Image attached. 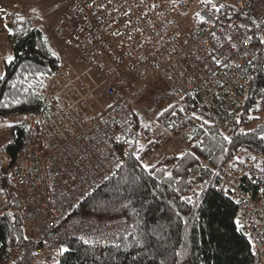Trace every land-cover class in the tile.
Segmentation results:
<instances>
[{"label":"built area","instance_id":"obj_1","mask_svg":"<svg viewBox=\"0 0 264 264\" xmlns=\"http://www.w3.org/2000/svg\"><path fill=\"white\" fill-rule=\"evenodd\" d=\"M55 4L58 14L49 33L85 67L79 71L71 62L60 61L40 107L17 118L24 136L9 170L15 202L2 197L0 180V212L14 208L24 222L27 239L20 264H55L60 248L71 238L91 246L112 241L119 219L111 223L85 215L80 203L117 170L120 154L136 140L134 98L144 93L154 75L169 86L159 99L161 107L172 110L156 122L151 160L178 152L168 138H185L197 126V112L182 105L184 99L195 98L198 107L223 126L239 116L248 89L246 64L261 47L250 20H264V0L226 1L219 13L202 0H112L103 9L91 0ZM125 11L131 14L123 15ZM197 13L209 23H201ZM241 32L255 37L246 48ZM10 132L8 127L5 135ZM1 169L5 171L0 158ZM261 169L264 154L240 147L216 184L236 202L242 231L255 242L252 264H264Z\"/></svg>","mask_w":264,"mask_h":264},{"label":"trees","instance_id":"obj_2","mask_svg":"<svg viewBox=\"0 0 264 264\" xmlns=\"http://www.w3.org/2000/svg\"><path fill=\"white\" fill-rule=\"evenodd\" d=\"M36 10L33 7L15 15L11 28L16 35L8 33V37L11 55L16 59L11 65L6 63L7 58L3 60L0 79V119L13 118L5 124L11 132L0 140V152L7 156L0 180L11 203L15 197L9 170L24 136L17 118L26 110L40 107L61 61L59 55L51 54L56 51ZM20 16L24 17L23 24ZM250 22L257 40L264 36V20L259 22V29L253 20ZM245 73V104L228 125H221L208 110L198 107L195 98L182 101L185 107L196 110L199 121L189 136L190 147L168 158L151 160L149 152L157 145L152 137L160 113L165 115L172 108L165 111L160 107L154 119L145 124L144 112L135 105L136 140L127 153L120 154L117 170L79 208L85 215L111 223L119 219L121 224L113 231L111 242L98 246L69 239L63 246L68 251L59 254L55 264H252L249 239L234 223L237 204L218 191L216 184L238 148L264 154V44L246 64ZM224 136L230 137L231 143ZM141 164L154 167L145 171ZM25 241V225L18 212L14 208L0 212V264H20Z\"/></svg>","mask_w":264,"mask_h":264},{"label":"rangeland","instance_id":"obj_3","mask_svg":"<svg viewBox=\"0 0 264 264\" xmlns=\"http://www.w3.org/2000/svg\"><path fill=\"white\" fill-rule=\"evenodd\" d=\"M58 0H0V4L5 7V9L9 11H13V8L16 7L15 5L21 6L22 12H27L31 8H36L39 12V15L42 19V24L44 25L45 33L49 39L50 45L52 48L58 53V55L61 58V61L64 63L65 61L71 62L76 69L81 71L85 66L83 62L79 59L76 58L60 41L55 39L54 37L51 36L50 32L52 29V23L58 14V9L55 2ZM228 2L231 0H222L218 4H224V2ZM30 8V9H29ZM4 12V11H3ZM7 12V11H6ZM3 15H0V49H1V54H0V70H1V64H2V71H3V60L6 58L5 53L8 50H11L10 48V41L9 37L7 34V31L5 29V24L3 25ZM264 31V30H263ZM50 32V33H49ZM7 46V47H6ZM7 49H4V48ZM2 60V63H1ZM169 91V86L167 82L162 79L159 75H154L147 84V87L144 91V93L141 96L135 97L134 102L135 105L139 108L142 109V112H144V123L148 124V121L150 119H154L155 115L158 113L162 100L160 101L159 98L161 95ZM107 102V98H103V103ZM152 116V117H151ZM13 118L10 117L6 121H11ZM6 126L0 122V140H5L6 136L3 135V131H5ZM191 133L186 135L185 138H180V137H174L172 136L171 138H168L167 143L173 144L174 146L172 147L178 152L183 151L184 149L190 147V144L188 142L189 136ZM141 136H145L144 132ZM142 137V138H143ZM140 140H143V139ZM144 143V142H143ZM0 158L2 161L3 165H7V156L5 152L1 150L0 152ZM13 192V189H12ZM2 197L6 198V195L3 194Z\"/></svg>","mask_w":264,"mask_h":264},{"label":"snow or ice","instance_id":"obj_4","mask_svg":"<svg viewBox=\"0 0 264 264\" xmlns=\"http://www.w3.org/2000/svg\"><path fill=\"white\" fill-rule=\"evenodd\" d=\"M202 2H204V3H206V4H210V5L212 6V10H213L215 13H219V12L225 7L224 4H218V3L214 2V0H202ZM91 3H92L97 9H103V8H105L107 5L112 4V0H101V2L98 3V4L96 3V0H91ZM173 3H175V0H173ZM121 7H122V6H121ZM152 7L155 8L156 5L153 4ZM113 10H114V11H120L119 8H114ZM0 11H4V10H3V9H0ZM130 14H131L130 11H125V12H123V15H130ZM108 15L111 16V12H109ZM145 15H147V14H145ZM196 15H197V17L199 18V20H200L201 23H209V21L206 20L205 17L202 16L200 13H197ZM216 19L218 20V19H219V16H217ZM19 21H20L21 24H23V22H24V17H23V16H20V17H19ZM129 22H130V21H129ZM254 23H255V27H256V29H259V28H260V24H259V23H256V22H254ZM239 27H240L241 29H244V28H245V25L241 24ZM5 29L8 31L9 35H11V36H15V35H16V32H15V31H14L9 25L6 24V25H5ZM20 31H21V32L24 31L23 27H21ZM248 31H250V29H249ZM113 34H114V35H120L121 33H119V32H114ZM211 35H212L213 38H217V39H218V37H216V33H215V32H212ZM240 36L242 37V41H241V42H242V45H243L245 48H246V47H247V46L253 41V39L255 38V37H254V34H253V35H246L244 32H241V33H240ZM131 38H132V37H129V39H131ZM227 39H228L229 42H231V41L233 40V37H232V36H228ZM258 41H259V43L264 44V36L259 37V38H258ZM44 43L47 44V37L44 38ZM230 46H231L232 48H235V47H236L235 44H231ZM49 50L51 51V49H49ZM51 54H52L53 56H56L57 58H59V57H58V54H57L56 52L51 51ZM210 56H211V54H210ZM211 58H212V59H216L214 56H211ZM15 59H16L15 56H13V55H9V56H7L6 63L9 64V65H11V64L15 61ZM216 63H217V64H222L223 62L220 61V60H216ZM224 66L227 67V64H224ZM237 67H239V65H237ZM41 75H43V73H42ZM0 79H3V75H0ZM16 102L19 103V101H16ZM165 111H167V109H166ZM181 111H183V109H181ZM160 115H163V112H161ZM196 118L199 119V117H196ZM9 126H11V125H9ZM223 139H224L225 141H228L229 143H231V138H230V137H228V136H224ZM182 155H183V154H182ZM135 159H136L137 161H140L141 157H140L139 155H136V156H135ZM252 159L254 160L255 157H252ZM141 167H142L145 171H151L152 167H154V166H150V165H148V164H141ZM261 171H264V169H261ZM168 175H169V177H171V173H168ZM97 187H99V186L97 185ZM93 191H95V189H93ZM233 191H234V190H233ZM88 195L91 196V195H92V192H89ZM186 199H187V202H188V203H193V201H192L191 198H186ZM237 203H240V201H237ZM76 206L78 207L79 204H77ZM234 223L236 224L237 231H241V230L244 229V225H243V223L241 222V220H240L239 218H236L235 221H234ZM25 239H27V237H25ZM248 239H249V243H250L251 245H253V254H255V250H254V243H255V242L252 240V238H251L250 235H249ZM85 243H88V241H85ZM67 251H68V249H67L66 247H61L60 250H59V254H60V255H63V254L66 253ZM177 255H179V254H177Z\"/></svg>","mask_w":264,"mask_h":264},{"label":"crops","instance_id":"obj_5","mask_svg":"<svg viewBox=\"0 0 264 264\" xmlns=\"http://www.w3.org/2000/svg\"><path fill=\"white\" fill-rule=\"evenodd\" d=\"M0 9H3L4 10V12L3 11H0V15L2 14L3 16V25L5 24H7V25H9L10 27L12 26V23H13V20L15 19V15L17 14V12H19V11H21V6H19V5H16V7H14L13 8V11L11 10V11H9V10H7V9H5V7H3V5H1L0 4ZM7 11V12H6ZM7 31V30H6ZM8 32V31H7ZM8 34V33H7ZM7 47V46H6ZM4 48V49H7V48ZM1 48V47H0ZM0 54H1V49H0ZM6 55H11L12 53H11V50H8L6 53H5ZM8 55V56H9ZM6 58H7V56H5ZM1 63H2V60H1ZM2 74V64H1V70H0V75ZM2 123V122H1ZM5 123V122H4ZM3 123V124H4Z\"/></svg>","mask_w":264,"mask_h":264}]
</instances>
